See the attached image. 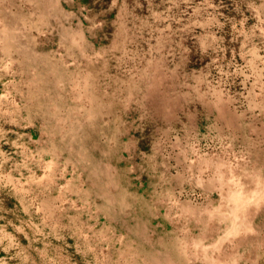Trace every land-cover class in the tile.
Instances as JSON below:
<instances>
[{
	"label": "rangeland",
	"instance_id": "1",
	"mask_svg": "<svg viewBox=\"0 0 264 264\" xmlns=\"http://www.w3.org/2000/svg\"><path fill=\"white\" fill-rule=\"evenodd\" d=\"M0 264H264V0H0Z\"/></svg>",
	"mask_w": 264,
	"mask_h": 264
}]
</instances>
